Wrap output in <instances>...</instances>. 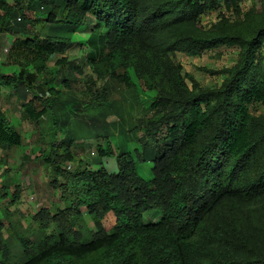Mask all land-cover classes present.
Returning <instances> with one entry per match:
<instances>
[{
    "label": "trees",
    "instance_id": "16d2710c",
    "mask_svg": "<svg viewBox=\"0 0 264 264\" xmlns=\"http://www.w3.org/2000/svg\"><path fill=\"white\" fill-rule=\"evenodd\" d=\"M238 1L0 0V33L13 36L0 59V85L21 90L33 122L49 114L57 126L63 114L76 137L88 126L103 129L93 137L96 156L76 169L66 167L76 158L61 142L39 151L65 205L34 211L32 225L43 234L33 239L12 226L4 237L0 221V264H264V220L245 215L264 202V114L250 111L254 102L264 106V25L245 35L223 19L218 31L199 24L221 6L238 11ZM41 9L45 15L25 13ZM36 21L41 30L29 32ZM220 45L239 48L222 83L201 86L187 75L188 86L171 56ZM69 49L81 52L83 66L67 74ZM58 54V67L40 77ZM75 74L85 77L86 99L71 88ZM134 76L154 90L148 105ZM133 105L139 116H131ZM104 109L115 121L107 124ZM96 114L103 119L92 121ZM116 129L137 147H115ZM21 143L0 107V144ZM136 161L151 162L149 179ZM17 196L16 188L11 201Z\"/></svg>",
    "mask_w": 264,
    "mask_h": 264
},
{
    "label": "crops",
    "instance_id": "0c3cea01",
    "mask_svg": "<svg viewBox=\"0 0 264 264\" xmlns=\"http://www.w3.org/2000/svg\"><path fill=\"white\" fill-rule=\"evenodd\" d=\"M12 39L13 36L10 33H0V59L4 58L5 48L9 47ZM80 60L81 65L75 60L71 61L69 66H83V60ZM68 68L66 65L64 70L70 74L68 73L70 67ZM53 85L65 95L70 93V90L59 83ZM20 91L14 92L9 87L0 85V107L22 135L20 145L0 144V221L3 225L4 237H7L8 226H12L22 235L23 233L29 235L32 230L38 231L31 222L34 211L40 207L62 208L65 205L59 198L58 190L50 184L53 176L52 168L38 157L39 151L44 150L51 142H61L75 154L76 161L66 163V167L73 170L85 163L81 155L83 148L94 146L96 140L93 137L87 140L77 138L72 133V120L63 114L57 126H53L49 114L41 116L38 122L31 121L21 105L24 99L20 97ZM135 107L137 106L133 105L132 108ZM125 127H128L127 123ZM123 141L121 136V142ZM80 160L83 162L79 164ZM16 188L17 199L11 201ZM25 215L27 218L30 216L28 223L22 219Z\"/></svg>",
    "mask_w": 264,
    "mask_h": 264
},
{
    "label": "rangeland",
    "instance_id": "374dc122",
    "mask_svg": "<svg viewBox=\"0 0 264 264\" xmlns=\"http://www.w3.org/2000/svg\"><path fill=\"white\" fill-rule=\"evenodd\" d=\"M9 3H12L13 0H7ZM239 10L236 11L234 9H226L224 6H221L215 10L207 11L206 13L202 14L200 16L199 24L201 28L204 31H218L220 28L221 20H226V24L229 28L235 30V31H241L244 32L245 35L250 34L255 28L264 25V0H239L238 1ZM27 16L29 17H38L41 15H45L43 9L40 10V12H25ZM42 23L34 22L32 27H29V32H35L38 30H41ZM9 34V33H8ZM79 35V34H75ZM4 37H7L6 35H3ZM2 48V47H1ZM2 50V49H1ZM260 52L264 54V43L262 44V47L260 48ZM238 54H239V48L237 46L233 45H220L217 47H213L207 50H204L201 54L198 55H189L183 52L176 51L172 56L171 59L173 62L179 64L181 66L180 72L184 74L186 83L188 86H191V82L187 75H192L196 81L201 86H207V87H217L219 86L224 77L226 76L225 69H228L232 66H234L238 61ZM66 58L68 59L67 63V69L69 64H71V61L77 60V63L81 65V52H77L76 49L71 50L69 49L66 51L65 54ZM61 57V54L55 55L53 58L49 60L46 66V70L43 71V73L40 74V77L45 76L47 77L46 73L48 69H53V67L56 66L55 60ZM264 59V58H263ZM75 62V64H77ZM81 63V64H80ZM87 69V68H86ZM132 75V74H131ZM76 79L78 80L75 82L71 88L72 90H75L77 94L82 95L84 99L85 97V91L83 90L82 86L84 85L85 77L83 74H75ZM135 77V76H134ZM133 77V78H134ZM135 82L139 86L138 94L140 101L144 105H148L153 97H154V90L147 89L143 82L134 78ZM101 84L100 82L98 85ZM85 93V94H83ZM114 95H117L115 92ZM250 111L252 115L259 116L264 114V106L259 102H254L250 106ZM109 110L104 109V113L107 114ZM112 112H109L106 117L107 124L111 121H115L116 117L112 115ZM140 110L138 107H135L133 110H131V116H139ZM91 119V116L89 117ZM103 117H101L99 114H96L94 117H92V121H100ZM77 129V128H75ZM111 129V127H110ZM100 127H96L95 125L88 126L82 129L76 130L77 137L84 138L83 140H87L91 135L92 137H95V133L100 132ZM83 136V137H82ZM90 137V138H92ZM112 144L115 147L121 146L123 148L133 149V147H137L136 142H130L128 140H124L121 142V134L118 129H116L115 134L111 137ZM90 150L93 151V154L90 153ZM96 150H95V143L94 146L88 147L86 146L83 148V153L81 154L84 158L85 162L90 161L92 158L96 156ZM113 159V158H110ZM136 171L137 173L142 176L144 179H149L151 177L150 167L151 162L149 161H136L135 163ZM248 211L245 213L248 220L251 223H256L264 220V202H259L253 206L248 207ZM154 210L147 211L143 214V220L148 221L151 218H153ZM28 215V214H27ZM30 216L25 215L22 219L25 223H28V219ZM86 220V229L92 228V222L88 218V216H85ZM84 229V230H86ZM35 230V229H34ZM83 230V231H84ZM7 233V231H6ZM43 233L40 231H30L29 235L27 233H23L22 236L25 238H35L36 236H40ZM8 235V234H7ZM86 236V234H85ZM88 236V235H87ZM86 236V237H87ZM16 244H14L13 252L16 253L18 248Z\"/></svg>",
    "mask_w": 264,
    "mask_h": 264
},
{
    "label": "built area",
    "instance_id": "2783aa9c",
    "mask_svg": "<svg viewBox=\"0 0 264 264\" xmlns=\"http://www.w3.org/2000/svg\"><path fill=\"white\" fill-rule=\"evenodd\" d=\"M17 19L19 20V17H17ZM8 48H5V51H7ZM91 154H93V151H90Z\"/></svg>",
    "mask_w": 264,
    "mask_h": 264
}]
</instances>
